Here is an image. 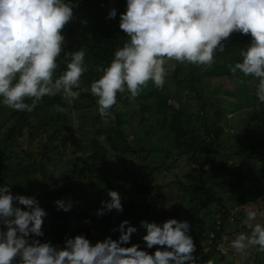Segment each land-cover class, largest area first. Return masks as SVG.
<instances>
[{
	"label": "clouds",
	"instance_id": "clouds-1",
	"mask_svg": "<svg viewBox=\"0 0 264 264\" xmlns=\"http://www.w3.org/2000/svg\"><path fill=\"white\" fill-rule=\"evenodd\" d=\"M73 8L72 0H0V105L31 112L44 96L62 93L68 104L78 98L86 54L82 48L64 51L63 34L74 18ZM116 17L113 7L106 18ZM118 26L127 40L87 89L105 122L114 118L111 109L118 93L135 99L149 81L163 88L169 61L211 67L233 33L251 39L240 49L241 59L228 65L229 71L238 84L256 79L255 95L264 103V0H125ZM62 52L66 66L54 78ZM107 196L97 216L123 211L118 191L108 190ZM55 205L68 212L73 202L58 199ZM46 216L36 197L13 194L8 184L0 186V264H198L187 220H141L144 248L130 243L138 229L128 220L113 229L120 233L117 239L108 236L93 244L81 234L67 237L60 247L35 238L44 236ZM257 216L254 209L246 212L241 224L249 231L229 242L235 252L245 254L254 246L264 253V223L255 222ZM154 246V253L145 250Z\"/></svg>",
	"mask_w": 264,
	"mask_h": 264
},
{
	"label": "trees",
	"instance_id": "trees-1",
	"mask_svg": "<svg viewBox=\"0 0 264 264\" xmlns=\"http://www.w3.org/2000/svg\"><path fill=\"white\" fill-rule=\"evenodd\" d=\"M79 2L80 0H72L73 6ZM93 12L97 11L90 8L83 14L85 21L93 18L91 16ZM77 16L81 20V17ZM106 17L103 16L94 27L82 23V25L85 24L82 31L90 33L79 34L80 38L75 28L66 29L69 36L74 38L69 40L67 52H74L82 48L86 54L87 71L83 73L86 80L80 83L79 96L73 100L75 109H82L86 106L92 108L93 96L90 92L82 93L81 89L84 86L89 88L90 83L102 75L101 69L107 66L113 58L114 51L122 47L127 40L126 34L118 26L119 20H108ZM250 39L249 35L233 33L225 44V51L218 52L219 68L223 70L230 83L235 88L238 87L237 96L240 98L245 96V101L242 100L241 104L238 103V107L251 106L258 109V115L245 128L241 137H239L240 133H237L224 140L225 128L221 122L224 115L228 113L227 111L232 110H227L221 104L204 99L207 83L202 73V67L177 62L173 75L177 86L185 93L187 100L198 102L201 106V112L199 111L195 116L186 111L178 93L170 96L167 91L161 89L149 92L142 90L135 99H130L128 94H117V101H120L124 107L129 108L139 102L142 112L151 119H155V123L151 127L140 128L147 140L143 142L137 140L141 147L138 150L127 142L124 128L131 126L133 129V125L130 121L122 119L116 106L111 109L115 116L113 126L104 125L101 129L103 131L99 130L98 132L106 136L105 140L110 147V153L113 150L114 153L125 155L134 149L138 155L145 154L143 160L152 163V165L149 164L152 167L148 173L138 174L129 169L123 171L99 170L97 159L100 157L102 145L96 143L93 145L94 154L87 160L91 163L87 172L78 173L68 170L64 175L66 179L62 183L50 176L47 167V161H51L48 146L57 137L73 130V122L68 119L66 114L67 102L62 93L44 96L36 104L37 108L31 112L17 111L0 105V186L8 184L13 194L34 196L39 200L41 207L47 212V216L44 218L42 226L44 236L35 238L42 242L50 241L54 246L63 247L67 237L82 234L94 244L108 236L117 239L120 233L114 232L113 229L117 228L123 220H128L132 226L138 229L136 233L132 234L130 242L136 243L135 240L142 230L140 221L147 219L156 221L159 211L165 213L163 198L166 186L150 187L145 183L138 182L139 177L153 178L152 176L160 171L165 166L166 160L170 158V154H165L162 161H157L162 152L169 147V149L174 148L180 151L181 156L186 157L190 166L198 167V182L188 186L181 185L185 193L189 194L191 204L189 209L183 211L184 220L192 223L194 230L199 232L197 236L201 242H208L207 250L194 253L198 258V264H206L209 259L216 264H234L228 260V253H223L220 250L227 233L225 226L230 218L234 217L232 211L236 206H247L256 203L259 199L264 202V146L261 145L264 142V103L258 102L255 95L256 79L248 77L245 79V83L238 84L228 68L229 64L241 59L240 49L245 48ZM63 55L64 52L61 53L62 57L58 58V67L54 78L66 66ZM175 100L181 103L180 107L174 105L172 101ZM26 102L31 103V100H26ZM57 105L64 108L65 111H58ZM207 107L212 108L214 112H208ZM33 115H35L37 124L33 121ZM209 116L212 117L211 121ZM260 116L263 119L261 124L256 123ZM94 118L89 113H84L85 120H94ZM97 121L100 122V117L97 118ZM40 128H44L43 130L48 133L49 140L45 143L42 151L36 153L33 158H27L21 151V140L25 131L28 132V137L33 140L36 131H39ZM161 129L166 132L164 137L168 144L158 150L153 142L149 141L148 143V139L155 137ZM247 133L252 140L244 138L247 137ZM166 139L164 140L166 141ZM231 140L235 141L237 147L230 146L232 148H228L226 144ZM249 140L259 142V144L256 142L257 148ZM64 166V164L61 165V167ZM209 167L215 169L208 172L207 168ZM85 180L93 186L94 190L97 189L95 197L89 195ZM49 181L54 182L52 188L47 187ZM108 190H116L120 193L123 211L112 210L103 216H97L96 211L102 206L101 201L109 199ZM151 190H155V192L149 196L148 193ZM58 199H64L66 202L70 199L73 202L71 210L68 212L58 211L55 205V201ZM84 200L87 201V206L81 208L80 205ZM234 202H236V206ZM211 207H215L216 210L213 212ZM203 213H206L207 217H202ZM238 218L234 220L237 224H241ZM166 219L169 218L164 215L160 222ZM73 220H77L78 225L71 230L70 226ZM95 230L99 231L98 237H95ZM156 247L158 246L145 250L154 253ZM142 248H144V244Z\"/></svg>",
	"mask_w": 264,
	"mask_h": 264
},
{
	"label": "rangeland",
	"instance_id": "rangeland-1",
	"mask_svg": "<svg viewBox=\"0 0 264 264\" xmlns=\"http://www.w3.org/2000/svg\"><path fill=\"white\" fill-rule=\"evenodd\" d=\"M110 2V5L108 3ZM80 0L78 4H75L74 8V18L70 21L64 28L63 34L65 36L64 42V51H67L68 42L69 40H73V37H70L68 32L69 27L75 28L77 31V35L83 33H90V32H83L82 28L85 24L82 25V21H85L83 14L86 11H89L90 8L94 11L91 13L90 20L86 21V25L90 27H94L96 22H99L103 16H107L108 11L115 7L117 9V17L116 20H119V14L124 12L125 10V0ZM79 15L80 18L77 16ZM113 20V19H108ZM115 20V19H114ZM84 30V29H83ZM78 37V36H77ZM81 35H79V38ZM218 52L216 53L215 62L209 68L202 67V73L204 79L207 83V88L204 90V99L210 102H215L217 104H221L222 107L225 109H229L232 111H227L223 117L222 124L225 128V135L224 140L227 139L230 135H235L240 133L239 137L242 136L244 133L245 128L250 124L252 119L258 115V109H254L251 106L241 108L238 107V103L245 101V96L243 95L242 98L238 97L236 92H238V87L235 88L229 81V79L224 74L223 70L218 66ZM177 62L169 61L165 65L167 75L165 79V84L161 90L167 91L170 96L175 95L178 93L179 97L181 96V103L185 107L188 113H191L195 116L200 110L201 106H199L198 102L188 101L186 98L185 93L182 89L177 86V82L174 80L173 75L175 71ZM86 80V77L82 75L81 83ZM90 87V86H89ZM87 86H84L82 93L90 92ZM157 89L151 81L148 82L147 87H145L144 91H152ZM243 100V101H242ZM96 98L93 97L92 99V108L86 106L82 109H75L73 106V102L71 104L67 103V110L66 114L68 115V119L73 122V130L72 132H65L63 136H59L54 140L49 146L48 151L51 155V161H47V167L49 169V174L52 178L58 179L60 182L65 181L64 175L66 172L69 171H76L78 173L87 172V170L91 167V163L87 160L90 158L91 155L94 154L95 148L93 147L94 144L99 143L102 145V149L100 152V157H98V165L99 170L105 171L106 169H111L115 171H123L124 169H129L135 173H148L150 167H152V163L148 161H144L143 158L146 156L138 155L134 149L129 152L128 154L121 155L120 153H114L113 150L110 153V147L106 144V136L103 133H99L98 131L103 129V126H113V119L110 118L108 122H105L99 113L97 112L96 106ZM174 105L177 107L181 106V103H178L176 100L172 101ZM37 106V105H36ZM35 106V108H37ZM116 109H118V113L122 116L124 121H130L131 125H133V129L131 126L125 127V133L127 135V142L131 143L132 146L138 150L139 142L146 141L147 138L144 133L140 130L143 126L151 127L153 123H155V119H151L147 114L142 112L141 105L139 102L134 103L132 106L124 107L120 101H117ZM34 108V109H35ZM208 112H214L212 108L207 107ZM201 112V111H200ZM84 113H89L91 116H94V120H85ZM113 113V112H112ZM36 114V113H35ZM33 115V121L37 124V120ZM100 117V122L97 121V118ZM209 120H212V117L209 116ZM261 124L263 119L261 116L256 120V123ZM44 128H40L39 131H36V135L34 139L28 137V132L25 131V135L21 140V151L27 158H33L36 153L42 151L44 149L45 143L49 140L48 133H46ZM103 131V130H101ZM165 130L161 129L158 131L155 137H150L148 139V143L150 141L158 147V150H161L165 146H167L168 141L164 137ZM245 139L251 138L249 133H247V137ZM166 139V141L164 140ZM252 140V138H251ZM252 142L257 148V143L254 140ZM228 148H232L236 146L234 140H231L228 144H226ZM264 146V142L261 143ZM147 143L145 144V147ZM232 146V147H230ZM237 147V146H236ZM235 147V148H236ZM216 151V150H215ZM220 152V151H219ZM165 154H170V158L166 160L165 166L161 168L160 171L156 172L151 179H145L139 177L140 183H145L150 187L155 185H164L166 186L164 189V198H163V209L165 213L159 211L157 218V223H160L161 217L166 215L168 218H176L178 220H184L185 215L183 213L184 210L189 209L191 207L189 194L185 193L184 188L181 185H190L198 182L199 179V172L197 166H190L186 160V157L181 156V152L169 147L162 152L159 158H157L158 162L163 160ZM214 156L212 155V158ZM64 164V167L61 165ZM151 164V165H149ZM214 167L207 168L208 172L214 170ZM54 182L49 181L48 186L52 188ZM86 189L90 196H96V190H94L93 186L85 180ZM155 190H151L149 196L153 195ZM147 200V199H146ZM87 201H83L80 205L81 208H85L87 205ZM236 206V202H234ZM167 206V207H166ZM212 208V207H211ZM256 210L258 212L257 220L255 222L264 223V216H260L259 213L264 211V202L259 199L256 203L249 204L247 206H236L232 211V215L230 220L227 222L225 226L226 235L224 237V243L220 246V250L223 253H228V260L233 262L234 264H264V253L258 252L256 247H250L245 254L237 253L233 249L229 247V242L231 239L235 237V235L241 231L247 232L249 231L246 227L242 224H237L235 222L236 218L242 221L245 218V214L248 210ZM216 210L215 207L212 208L214 212ZM244 214V215H242ZM202 217H207L206 213L202 214ZM235 219V220H234ZM51 221V220H49ZM150 221V219H147ZM195 221L193 222V224ZM219 223V222H217ZM77 220H73L70 226V229L73 230L77 226ZM190 235L192 236L194 243L196 245V251H203L207 250L208 242H201L198 239V231L194 230L192 223H190ZM99 231H94L95 237H98ZM146 234L145 230L142 228L140 234L138 235L137 239L135 240L136 243H139L142 247L144 242L142 241L141 237ZM216 264V263H214Z\"/></svg>",
	"mask_w": 264,
	"mask_h": 264
}]
</instances>
